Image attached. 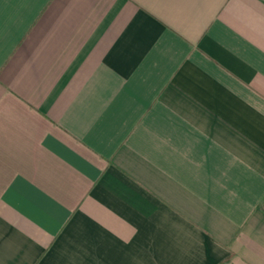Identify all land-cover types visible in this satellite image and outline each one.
<instances>
[{
  "label": "crops",
  "instance_id": "crops-1",
  "mask_svg": "<svg viewBox=\"0 0 264 264\" xmlns=\"http://www.w3.org/2000/svg\"><path fill=\"white\" fill-rule=\"evenodd\" d=\"M0 264H264V0H0Z\"/></svg>",
  "mask_w": 264,
  "mask_h": 264
}]
</instances>
